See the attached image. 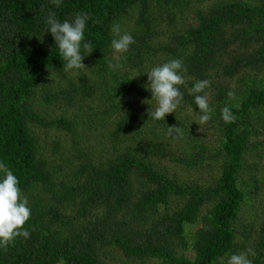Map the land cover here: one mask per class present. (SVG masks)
I'll use <instances>...</instances> for the list:
<instances>
[{"label":"trees","instance_id":"trees-1","mask_svg":"<svg viewBox=\"0 0 264 264\" xmlns=\"http://www.w3.org/2000/svg\"><path fill=\"white\" fill-rule=\"evenodd\" d=\"M49 11L60 20L76 12L90 14L86 37L94 49L77 73L64 72L52 36L46 32L42 38ZM178 21L185 22L183 32L174 37L164 33L162 26ZM127 22L135 43L128 52L114 54L109 26L118 23L123 32ZM260 43L261 49L247 54ZM114 55L118 71L108 68ZM172 58L181 59L187 69L181 105L198 115L191 94L196 81H213L211 71L220 67L230 78L255 65L264 68V0H62L58 8L52 0H0V162L17 176L31 208L25 224L29 238L0 247V264H111L108 254L116 251L142 264H227L231 254L249 252L250 245L238 240L245 236L243 203L259 189L251 165L261 146L255 140L264 86L243 91L232 106L225 105L228 90H216L212 116L224 124L221 175L209 187L180 184L154 160L167 150L166 137L180 138L161 136L162 129L175 126L174 118L148 120L150 105L134 113L123 100L149 98L143 73ZM134 72L141 75L134 78ZM87 100L103 109V122L121 118L112 127L115 138L127 131L139 136L140 126L151 124L160 130L159 140H152L151 151L115 147V155L105 160L86 156L62 178L57 168L67 161L63 144L57 140L52 146L60 163L48 155L43 136L49 137L48 130L73 134L77 122L69 111ZM60 106L64 118L52 119ZM224 107L234 117L230 123L221 119ZM71 149L87 155L75 141ZM204 155L202 150L185 160L187 168L203 165ZM250 252L253 264H264V222Z\"/></svg>","mask_w":264,"mask_h":264},{"label":"rangeland","instance_id":"rangeland-1","mask_svg":"<svg viewBox=\"0 0 264 264\" xmlns=\"http://www.w3.org/2000/svg\"><path fill=\"white\" fill-rule=\"evenodd\" d=\"M157 3H155L154 11L157 10ZM203 8L206 5L202 6ZM204 10V9H202ZM195 14V13H194ZM196 16V14H195ZM197 18V17H196ZM195 21V20H194ZM181 22V23H180ZM132 24V23H131ZM130 22L125 24L123 32L130 33L128 27L131 25ZM132 26V25H131ZM185 28V22L178 21L173 25L169 22L162 30L164 33L174 37L175 35L183 32ZM166 39V38H162ZM173 41L174 39H167V41ZM241 45V44H240ZM239 45V46H240ZM238 50L237 47H235ZM262 44L253 45L247 50V54H252L254 51L261 49ZM227 63H232L228 59ZM254 68H249L240 74H237L234 78H230L229 75L225 73V67H220V69L215 68L211 71V74H215L213 81L209 82V91L205 92L207 94L209 104L216 108L218 102H216V90L227 89L228 92L232 93V96L227 97L225 105L232 106L239 101V95L251 87L260 88L264 86V68L262 70H257ZM253 69V71H251ZM247 74L246 72L249 71ZM141 73H133V77L139 76ZM215 83V84H214ZM213 84V85H212ZM151 95V94H150ZM144 98V99H143ZM149 98L142 97V99L130 95L124 100V104L128 105L129 109L134 112H141L145 109V106L152 105L155 106V100H150ZM87 100L84 105L80 107H75L69 111L71 115L70 119L77 122V128L74 130L73 134H67L64 130H48L47 137L43 136L46 150L49 151L48 155L56 159V155L53 153V141L60 140L63 144L62 156L67 160L63 161V169L57 168L60 172L62 178H68L66 171H71V169H76L80 163L84 162L86 156H90L96 160L107 159L108 157H113L115 155V147L118 150H127V147H132L133 149L139 150L141 147L146 146V150L151 151L153 147L152 140H159L160 130L154 125L146 124L140 126V135L137 136L133 131H127L125 135L119 134L115 138L113 125L117 128L121 118L117 120L109 121L106 119L103 122L104 115L103 109L98 108V104L92 103L93 109H88ZM53 113V112H52ZM64 106H60L59 111L55 112V116L52 119H62L64 118ZM169 117L174 118L176 122L175 127L179 128L180 138L175 140H170L167 138L165 152H161L154 156V160L157 162V166L165 172L167 175L172 177L180 184L189 185H200L202 187H209L217 181L221 175L222 163L220 159V152L222 150V132L220 128L224 129V124H222L218 119L216 120L214 116L206 124L199 125V117L195 114L192 109H188L180 105L175 113L167 114ZM264 113L260 115L259 130L257 132V141L261 146L258 152L255 154L254 163L251 166L253 170L251 176L258 182V191L249 200L243 203L241 209V222L244 224L243 230L245 236L239 237V242L246 243L250 245L251 251L253 252L256 243L260 240L262 224L264 222V122L261 117ZM51 119V118H48ZM78 124H82V128L78 127ZM183 127H182V126ZM168 132L165 129L161 130V136L167 135ZM115 138V139H114ZM169 139V140H168ZM81 147L85 154L82 157L79 153L72 152L71 146L73 142ZM165 141V140H164ZM171 141V143L169 142ZM69 146V147H66ZM71 149V150H70ZM204 151L205 160L203 165H197L191 169L187 168L190 162V157H198L199 151ZM171 153V154H170ZM53 158V159H54ZM86 160V159H85ZM186 160V161H185ZM61 163V159L57 160ZM64 162L66 164L64 165ZM250 178L246 180L250 182ZM69 181V179H68ZM175 201H183L182 198L174 199ZM207 207L204 206L202 213H207ZM175 209V206L171 207V211ZM195 231L196 228H193ZM189 256L192 255L190 252H186ZM245 253V252H240ZM111 264H142L137 262V260H129L120 252H109L108 259ZM144 264H158L157 261H148Z\"/></svg>","mask_w":264,"mask_h":264},{"label":"clouds","instance_id":"clouds-1","mask_svg":"<svg viewBox=\"0 0 264 264\" xmlns=\"http://www.w3.org/2000/svg\"><path fill=\"white\" fill-rule=\"evenodd\" d=\"M52 3L58 8L62 0H52ZM90 19V14L86 12H76L70 19L63 20L58 19L56 13L52 11L44 16L42 38L46 32L52 36L64 72L77 73L85 68L83 59L94 49L86 37ZM109 30L112 33L110 48L113 53L128 52L135 43L134 37L122 32L118 23L110 25ZM120 67L114 55L113 60L108 62V68L118 71ZM186 71L181 59L172 58L150 67L143 73L147 75V83L142 87L151 93L150 100H155L154 107L149 104L148 120L165 121L167 114L176 112L184 100L181 86L185 84ZM208 87V80H198L191 88L193 103L198 109L199 125L209 122L214 111L207 94H200ZM229 96H232L231 92ZM221 119L225 123H230L234 119L228 107L221 109ZM167 132L170 136L180 137L178 127H168ZM30 216L31 208L22 195L17 176L6 164L0 162V247L11 244L17 238H29L30 232L25 228V224ZM250 255H253L250 250L247 253L231 254L228 256L227 264H253Z\"/></svg>","mask_w":264,"mask_h":264}]
</instances>
